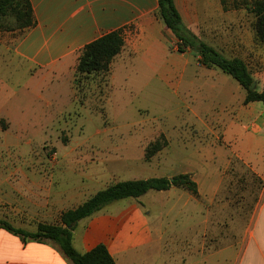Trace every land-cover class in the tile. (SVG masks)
Masks as SVG:
<instances>
[{"label":"crops","instance_id":"obj_1","mask_svg":"<svg viewBox=\"0 0 264 264\" xmlns=\"http://www.w3.org/2000/svg\"><path fill=\"white\" fill-rule=\"evenodd\" d=\"M30 1L35 25L20 32L14 51L28 66L22 71L27 78L15 100L2 108L14 118L29 120L33 104L46 98L43 86L58 74L71 80L83 49L105 34L123 33L125 45L114 60L128 51L149 72L166 70L164 59L174 40L177 44L158 16L159 0ZM233 1L223 5L222 0H175V5L184 26L200 40L227 58L244 60L263 92L264 45L256 40L253 19L247 16L253 5ZM241 120L225 135L229 146L202 151L194 161L167 160L172 170H181L161 177L190 174L197 195L173 187L113 203L78 223L74 248L84 254L103 244L116 264H264V102L249 103ZM131 180L139 179L115 181L104 189ZM248 186L259 200L239 228L236 201ZM91 188L60 191L63 206L86 196L62 212L103 190ZM238 232L245 233L240 248ZM32 242L0 229V264H73L55 243ZM2 255L25 259L5 262Z\"/></svg>","mask_w":264,"mask_h":264},{"label":"rangeland","instance_id":"obj_2","mask_svg":"<svg viewBox=\"0 0 264 264\" xmlns=\"http://www.w3.org/2000/svg\"><path fill=\"white\" fill-rule=\"evenodd\" d=\"M253 8L247 16L255 29ZM19 35L13 17L2 21L0 220L16 228L35 231L39 223L57 224L64 209L86 199L63 206L60 191L76 192L85 186L93 191L119 180L180 172L167 160L194 161L202 151L229 146L225 135L247 110V92L235 80L200 66L191 51L178 53L174 40L162 66L166 70L145 71L147 65H137V57L125 51L108 73L86 76L74 71L68 82L55 75L43 86L46 98L33 104L30 119L14 118L2 108L15 100L18 86L27 78L22 72L27 64L14 57ZM161 135L167 147L146 160L148 147ZM244 189L236 201L239 228L249 221L259 200L254 189L249 191L251 186ZM237 235L240 248L245 233ZM2 256L5 262L25 259Z\"/></svg>","mask_w":264,"mask_h":264},{"label":"trees","instance_id":"obj_3","mask_svg":"<svg viewBox=\"0 0 264 264\" xmlns=\"http://www.w3.org/2000/svg\"><path fill=\"white\" fill-rule=\"evenodd\" d=\"M253 13L257 19L255 31L264 44V0H252ZM226 5V0H222ZM159 18L177 39V52L190 50L198 58V63L208 69H218L235 80L246 92L245 104L264 102V91L257 87L252 90L255 81L246 62L241 58H227L214 47L200 40L183 22L175 5V0H159ZM13 17L18 31L22 32L35 25L33 7L30 0H0V26L2 21ZM125 45L121 30L110 32L88 44L81 52L75 74L97 75L110 71L114 59L122 52ZM3 124V121L0 120ZM164 135L152 143L146 151V160L152 159L167 147ZM173 187L186 189L197 195V184L190 174H178L171 178H148L114 183L98 191L75 209L62 212L57 224L39 223L35 231L16 228L5 220H0V229L21 237L23 242L55 243L63 255L73 264H116L105 245L100 244L90 252L81 254L73 246V231L78 223L104 210L109 205L125 200L138 199L150 191H167Z\"/></svg>","mask_w":264,"mask_h":264},{"label":"water","instance_id":"obj_4","mask_svg":"<svg viewBox=\"0 0 264 264\" xmlns=\"http://www.w3.org/2000/svg\"><path fill=\"white\" fill-rule=\"evenodd\" d=\"M256 85H257L256 82H254V83L252 84V86H251V89L254 90V89L256 88Z\"/></svg>","mask_w":264,"mask_h":264}]
</instances>
